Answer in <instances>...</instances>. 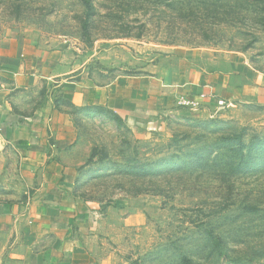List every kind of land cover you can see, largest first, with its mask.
Masks as SVG:
<instances>
[{"label": "rangeland", "instance_id": "374dc122", "mask_svg": "<svg viewBox=\"0 0 264 264\" xmlns=\"http://www.w3.org/2000/svg\"><path fill=\"white\" fill-rule=\"evenodd\" d=\"M33 38L61 78L104 83L172 57L264 73V0H0V43ZM95 264H264V105L126 124L61 101Z\"/></svg>", "mask_w": 264, "mask_h": 264}, {"label": "crops", "instance_id": "0c3cea01", "mask_svg": "<svg viewBox=\"0 0 264 264\" xmlns=\"http://www.w3.org/2000/svg\"><path fill=\"white\" fill-rule=\"evenodd\" d=\"M33 38L0 43V264H95L90 216L67 158L72 121L61 101L102 107L135 124L181 109V97L264 105V73L232 58L172 57L148 74L104 83L61 78V58Z\"/></svg>", "mask_w": 264, "mask_h": 264}, {"label": "built area", "instance_id": "2783aa9c", "mask_svg": "<svg viewBox=\"0 0 264 264\" xmlns=\"http://www.w3.org/2000/svg\"><path fill=\"white\" fill-rule=\"evenodd\" d=\"M206 95L205 94H201L200 95V99H188V98H185V97H181L177 100V105L179 107H186V108H189L191 109L192 111H198V110H201L202 108V101L204 99H206ZM232 105L231 102H228V101H225L223 99H219L218 100V104H217V109H223L227 106H230Z\"/></svg>", "mask_w": 264, "mask_h": 264}]
</instances>
